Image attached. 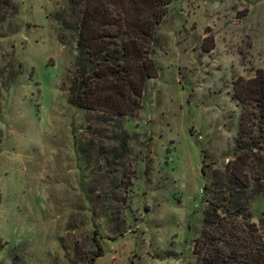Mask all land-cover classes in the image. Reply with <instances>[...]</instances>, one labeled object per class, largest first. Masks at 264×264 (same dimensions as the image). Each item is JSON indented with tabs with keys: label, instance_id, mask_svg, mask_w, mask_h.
<instances>
[{
	"label": "rangeland",
	"instance_id": "374dc122",
	"mask_svg": "<svg viewBox=\"0 0 264 264\" xmlns=\"http://www.w3.org/2000/svg\"><path fill=\"white\" fill-rule=\"evenodd\" d=\"M0 19V264H198L210 173L234 159L264 71V0H175L134 115L73 107L81 7ZM264 233V195L251 204ZM95 234H100L99 236Z\"/></svg>",
	"mask_w": 264,
	"mask_h": 264
},
{
	"label": "trees",
	"instance_id": "16d2710c",
	"mask_svg": "<svg viewBox=\"0 0 264 264\" xmlns=\"http://www.w3.org/2000/svg\"><path fill=\"white\" fill-rule=\"evenodd\" d=\"M175 0H71L81 7L77 24L76 71L70 104L80 110L115 117L134 115L148 80L158 76L150 47ZM11 3L0 0V19ZM234 159L210 173L204 163L207 202L203 229L194 242L198 264H264V233L253 221L251 204L264 195V71L250 82ZM99 236L100 234H95ZM90 264L103 255L99 240Z\"/></svg>",
	"mask_w": 264,
	"mask_h": 264
}]
</instances>
